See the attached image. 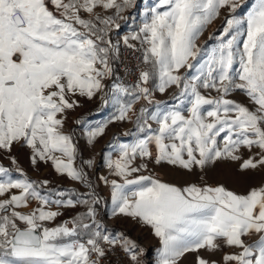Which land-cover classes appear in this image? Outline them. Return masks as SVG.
I'll return each instance as SVG.
<instances>
[{
    "label": "snow or ice",
    "instance_id": "6c2138e0",
    "mask_svg": "<svg viewBox=\"0 0 264 264\" xmlns=\"http://www.w3.org/2000/svg\"><path fill=\"white\" fill-rule=\"evenodd\" d=\"M138 5L0 0V156L12 165L0 164V264H113V255L118 264H183L191 253L195 264H264V180L238 192L224 183L178 186L150 169L193 174L235 164L241 176L264 173V0H151L137 21ZM218 18L220 27L198 43ZM129 21L121 39L143 67L126 83L113 36ZM97 97L116 111L86 130L89 145L111 123L134 125L124 133L132 142L113 136L109 145L113 178L98 179L110 189L112 217L150 228L159 245L154 261L149 249L107 228L98 212L106 201L76 164L65 123L81 99ZM14 149L88 191L31 179ZM77 206L86 210L56 223L61 209Z\"/></svg>",
    "mask_w": 264,
    "mask_h": 264
},
{
    "label": "rangeland",
    "instance_id": "374dc122",
    "mask_svg": "<svg viewBox=\"0 0 264 264\" xmlns=\"http://www.w3.org/2000/svg\"><path fill=\"white\" fill-rule=\"evenodd\" d=\"M151 2V0H139V5L137 8L131 10V14L135 15L137 17V21H139V14L142 10V7L145 6L146 3ZM223 15V14H222ZM122 23L121 29L118 31V34L113 36V40H117L119 38H122L123 36L127 35L131 24V21H129L128 24ZM222 24V19L218 18L216 21H214L205 31L204 35L201 37V40L198 41V43H203L205 40H207L208 33L213 32L214 30L218 29L220 25ZM209 45L214 43V41H209ZM106 84L110 83L109 81H105ZM157 100H166L168 99L167 96H155ZM235 99H243L240 96L233 97ZM171 103V101H169ZM145 102H137L134 107L138 110L142 104ZM91 106V107H89ZM98 109V112H100L99 116L103 115L101 117L102 121L109 120L105 116V113L107 110L111 107V104H109L106 107H101V100L99 97H97L95 100L88 101L84 100L81 101V107L77 108L75 111H71L68 115L67 121L65 123V131L71 133V128L76 123L77 116L85 109L84 111H87L88 109ZM114 110H116L115 106L113 107ZM113 116V115H111ZM82 121H84L83 124H80L77 129V139L76 144L79 149V158L77 159V166H83L84 170L89 174V178L93 182L94 185H98L97 192L99 195L106 201V204L99 205L98 212L101 215V218L107 228L112 232H124L127 235H129L132 239L136 240L141 246L145 247L146 249H149V259L153 260L156 256V249L159 247L157 239L152 235L150 228L144 229V227H129V224H132L130 221H126L121 219L118 221H113L110 219V212L108 209V196L110 197L109 188H107L103 183L99 181L100 177V170H102L103 162L105 156L112 151L109 145L113 143V136L118 137V139L121 142H132L134 139L133 136H125L124 133L128 132L130 130L134 131V125L131 122L124 121V122H115L108 125L106 129V133L102 137L97 138V142L100 144V147L97 149L93 148V144L89 145L86 141V148L80 150L79 143L85 139L83 135V128L84 126H87L88 119L84 120L81 118ZM80 119V120H81ZM99 124V123H98ZM155 127V125H154ZM87 139V136H86ZM95 141V142H96ZM89 145V146H88ZM13 154L17 156V160L19 163V166L24 170V172L33 180L42 181V180H48V188H57L59 190H75L77 193H86L88 191L87 188H85L83 185L79 184V186L73 185V183H68L66 176H61L57 174L54 169L51 167V164H45L44 162H40L38 166H33L29 159V153L26 149L20 150V149H14ZM86 156V159L84 158ZM91 159L93 161V166L91 168H88L87 166L82 164V161ZM0 164H3L6 167H12L10 161L0 156ZM236 165L235 164H228V165H217L214 168H209L205 172H201L199 169L196 170L193 174H186L181 172L180 170L173 169L170 165H150V169L158 178L165 182L173 183L178 186H183L184 184L188 182H193L197 184L202 183H208V184H216V183H224L227 187L230 189L236 190V191H245L248 187V185H256L261 183L262 180H264V173L257 172V173H248L244 176H241L240 174L236 173ZM16 175V173H13ZM147 174V173H145ZM99 176V177H98ZM105 176L109 177V179L113 178L109 176V170L105 173ZM203 177V179H201ZM70 180V179H68ZM71 181V180H70ZM35 206V202H33V205ZM55 210V209H54ZM86 209L83 206H77L75 210H63V215L59 217L56 221V223H59L65 219L70 218L72 215H75L77 212H83ZM113 222H112V221ZM143 228V229H142ZM202 255H205V253H201ZM220 253L218 252L214 259L219 260L220 259ZM183 264H195V254L191 253L188 254L183 262Z\"/></svg>",
    "mask_w": 264,
    "mask_h": 264
},
{
    "label": "crops",
    "instance_id": "0c3cea01",
    "mask_svg": "<svg viewBox=\"0 0 264 264\" xmlns=\"http://www.w3.org/2000/svg\"><path fill=\"white\" fill-rule=\"evenodd\" d=\"M145 7V6H144ZM144 7H142V9L144 8ZM155 96L157 97V96H159V97H161V95L159 94V93H156L155 94ZM85 99H81V101H84ZM89 107H91V106H89ZM113 105H111V107L107 110V112L105 113V116H106V118L108 119H110L112 116L111 115H113L114 113H115V111L116 110H114L113 109ZM86 109H88V107H86ZM85 109H83V111H81V113L77 116V117H80L81 116V118H83L84 120H87L88 121V123H87V126H84V128H83V135H84V138L85 139H83L80 143H79V147H80V150H81V148L83 149H85L86 148V141H87V139H86V130L88 129V128H91V127H95L98 123H101V122H103L102 120H101V117L102 116H104V114L103 115H101V116H99V114H100V112H98V109H88L87 111H84ZM82 120V119H81ZM89 146V145H88ZM98 147H100V144L96 141V142H94L93 143V148L94 149H97ZM111 152V151H110ZM109 152V153H110ZM113 155H115L114 153H113ZM85 159H86V156L84 157ZM77 163V162H76ZM103 168H102V170H100V177L101 176H105V173L108 171V168L105 166V158H104V162H103ZM99 177V176H98ZM66 182H68V183H73V185H75V186H79V183L78 182H76V181H70V180H68L67 179V181ZM104 185V184H103ZM108 192H110V189H109V191ZM107 197H108V209H109V212H110V219H112L114 222L115 221H118V220H121L120 218H115V217H112L111 216V202H110V197L108 196V194H107ZM111 220V221H112ZM112 221V222H113ZM126 223H127V221H126ZM128 225H129V227H139L140 225H137V224H134V223H132V224H129V223H127ZM146 228H148V227H144V229H146ZM143 229V228H142ZM149 229V228H148Z\"/></svg>",
    "mask_w": 264,
    "mask_h": 264
},
{
    "label": "built area",
    "instance_id": "2783aa9c",
    "mask_svg": "<svg viewBox=\"0 0 264 264\" xmlns=\"http://www.w3.org/2000/svg\"><path fill=\"white\" fill-rule=\"evenodd\" d=\"M120 43V61L117 63V74L120 75L126 83L133 82L137 75L140 68L143 65L140 63L139 52H133L130 49H127L122 42ZM125 67H127L128 72H125ZM121 257L119 255L111 256V260L113 264H118Z\"/></svg>",
    "mask_w": 264,
    "mask_h": 264
},
{
    "label": "trees",
    "instance_id": "16d2710c",
    "mask_svg": "<svg viewBox=\"0 0 264 264\" xmlns=\"http://www.w3.org/2000/svg\"><path fill=\"white\" fill-rule=\"evenodd\" d=\"M80 119H81V116L76 118V120H80ZM79 125H80V124H75V125L72 126V128H71V134H72L73 137H74V141H75V143H76V139H77V136H78V135H77V129H78ZM98 208H99V206H98Z\"/></svg>",
    "mask_w": 264,
    "mask_h": 264
}]
</instances>
